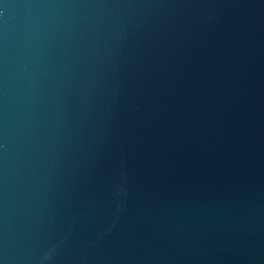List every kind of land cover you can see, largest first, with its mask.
Returning <instances> with one entry per match:
<instances>
[{"label":"water","instance_id":"95a60500","mask_svg":"<svg viewBox=\"0 0 264 264\" xmlns=\"http://www.w3.org/2000/svg\"><path fill=\"white\" fill-rule=\"evenodd\" d=\"M0 264H264V0H0Z\"/></svg>","mask_w":264,"mask_h":264}]
</instances>
